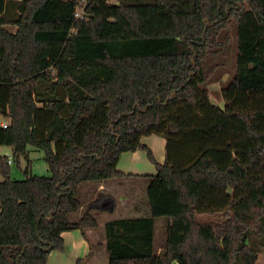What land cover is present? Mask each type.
<instances>
[{
    "label": "trees",
    "instance_id": "1",
    "mask_svg": "<svg viewBox=\"0 0 264 264\" xmlns=\"http://www.w3.org/2000/svg\"><path fill=\"white\" fill-rule=\"evenodd\" d=\"M231 24L236 71L221 108L206 61ZM0 119V148L15 160L40 151L50 172L13 179L0 154V264H47L65 232L88 242L117 202L100 193L78 217L79 187L135 178L118 165L139 150L157 168L142 176L151 216L105 223L109 264L258 263L264 0H0ZM150 136L166 140L163 164Z\"/></svg>",
    "mask_w": 264,
    "mask_h": 264
},
{
    "label": "crops",
    "instance_id": "2",
    "mask_svg": "<svg viewBox=\"0 0 264 264\" xmlns=\"http://www.w3.org/2000/svg\"><path fill=\"white\" fill-rule=\"evenodd\" d=\"M143 143L151 148L159 164L165 162L166 140L164 138L150 136L144 138ZM118 170L123 174L135 176V178L118 182L87 183L79 187V197L84 203V207L81 213L78 214V217H81L88 203L95 200L100 193L114 197L117 202L115 213L100 215L99 227L85 232L88 242L80 231L63 233L65 251L52 252L47 264H77L78 260L81 259L85 260V264H109L110 257L105 248V223L117 219L149 218L151 216L148 202H141L139 197L133 194V190L135 188L134 184H138L140 188L146 191L148 181L142 176L155 175L157 172L156 166L150 162L144 151L139 150L134 153L123 154L118 165ZM130 187H133V189ZM126 189H132V191L126 194ZM161 228H164V222L159 220L157 222V238L159 239L160 236L163 240ZM100 253L104 256V259H100Z\"/></svg>",
    "mask_w": 264,
    "mask_h": 264
},
{
    "label": "rangeland",
    "instance_id": "3",
    "mask_svg": "<svg viewBox=\"0 0 264 264\" xmlns=\"http://www.w3.org/2000/svg\"><path fill=\"white\" fill-rule=\"evenodd\" d=\"M10 29L13 31L15 30V28ZM220 42L221 46L214 48L213 52L215 53L209 56L208 60L206 61V71H210L214 67L218 66L213 71L207 88L210 92V99L212 103L221 108H224L225 102L222 96V89L230 83L236 71L237 36L236 27L234 24H231L230 26H227L225 29H223ZM0 154L2 156L8 157V159L11 161L10 168L11 177L13 179L24 180L26 177L24 171L28 166L33 175H50L48 166L44 161V154L40 151H31L29 153L28 159L21 157L19 160H15L13 158L12 149L9 147L1 148ZM134 187L135 188L133 190V194L138 196L141 202H148L146 191L140 188L138 184H134ZM130 188L133 189V187ZM132 189H126V194H129ZM200 218L205 219L206 221H222L219 216H202ZM161 220L162 222H164V228H161V234L163 236V239H165L166 221L164 219ZM99 257L101 259L104 256L101 254ZM257 264H264V251L260 253Z\"/></svg>",
    "mask_w": 264,
    "mask_h": 264
},
{
    "label": "built area",
    "instance_id": "4",
    "mask_svg": "<svg viewBox=\"0 0 264 264\" xmlns=\"http://www.w3.org/2000/svg\"><path fill=\"white\" fill-rule=\"evenodd\" d=\"M0 126H2L3 128H7L8 124L7 122L0 120ZM9 164H11V161H9Z\"/></svg>",
    "mask_w": 264,
    "mask_h": 264
}]
</instances>
